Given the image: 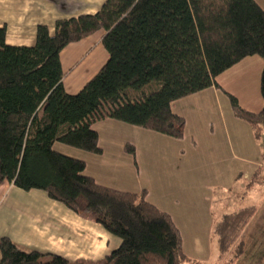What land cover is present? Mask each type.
Returning <instances> with one entry per match:
<instances>
[{"label":"trees","instance_id":"trees-1","mask_svg":"<svg viewBox=\"0 0 264 264\" xmlns=\"http://www.w3.org/2000/svg\"><path fill=\"white\" fill-rule=\"evenodd\" d=\"M102 30L108 58L70 94L63 85L60 51ZM0 26V184L39 189L81 217L119 238L101 260L69 261L58 254L25 250L0 238V264H185L179 229L166 211L146 199V191H121L84 174L83 160L53 149L58 141L100 153L92 124L112 118L173 138L184 134V118L171 101L208 86L229 98L232 113L259 139L260 110L242 107L216 77L251 55L264 60V10L256 0H105L91 14L54 21L53 33L39 24L32 45L6 42ZM264 83V62L260 72ZM126 152L134 154L132 144ZM246 186H251L254 180ZM239 179V177H238ZM256 211L247 204L225 210L212 223L220 256L238 255L242 234ZM42 257H47L46 260Z\"/></svg>","mask_w":264,"mask_h":264},{"label":"crops","instance_id":"crops-1","mask_svg":"<svg viewBox=\"0 0 264 264\" xmlns=\"http://www.w3.org/2000/svg\"><path fill=\"white\" fill-rule=\"evenodd\" d=\"M104 1L0 0V26H5L8 44L28 46L35 42L37 25L53 33L56 19L94 13ZM256 1L264 10V0ZM102 34L98 30L60 51L66 92H78L107 60ZM253 56L220 73L216 81L242 107L258 111L263 102L250 89ZM170 108L184 118L181 138L105 118L92 124L100 153L83 150L72 156L84 161V174L100 185L134 193L145 189L146 199L170 214L184 254L200 262L217 249L211 229L218 194L221 213L231 207L226 199L237 180L247 184L257 173L254 182L264 186V150L250 125L233 115L228 96L215 86L175 99ZM126 143L133 145L134 154L126 152ZM6 235L20 248L58 254L71 262L99 261L120 241L44 191L22 190L8 181L0 184V238Z\"/></svg>","mask_w":264,"mask_h":264},{"label":"rangeland","instance_id":"rangeland-1","mask_svg":"<svg viewBox=\"0 0 264 264\" xmlns=\"http://www.w3.org/2000/svg\"><path fill=\"white\" fill-rule=\"evenodd\" d=\"M253 57L256 59V61L258 60L259 65H257V62L255 61V70L252 69L255 78L251 79L250 84L252 86L250 87V89L251 91L255 89L258 99L263 102L261 86L264 85V83H262L260 79V72L264 60L260 55L257 54H255ZM259 140L260 143H262V147L264 150V137L261 136ZM53 149L67 156H72L74 152L83 151L81 149L58 141L53 143ZM257 183L258 182H254L251 185V188L248 189L246 188V182L237 180L230 192L231 197L229 199H226L227 201H229V204L231 206L229 210H233L239 206L247 204H253L256 206V211L242 234V238L244 240V248L241 250V252L238 253V255H234L232 252L222 254L220 256L218 250L215 249L213 252H211L210 256H206L200 262H186L185 264H264V186H260ZM221 195L222 194H218V197L215 201L216 204H214L213 207L215 217L219 215V211L223 205L222 200H220ZM213 240L214 246L217 247L215 239ZM42 259L46 260L47 257H42Z\"/></svg>","mask_w":264,"mask_h":264}]
</instances>
